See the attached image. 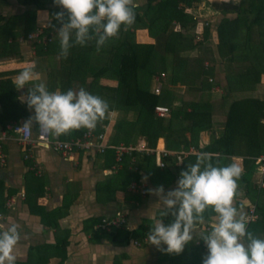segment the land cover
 <instances>
[{
    "label": "crops",
    "instance_id": "1",
    "mask_svg": "<svg viewBox=\"0 0 264 264\" xmlns=\"http://www.w3.org/2000/svg\"><path fill=\"white\" fill-rule=\"evenodd\" d=\"M42 2L44 7L38 9L34 4H27L25 0H0V78H10L13 82L25 66L35 62V72L39 78L30 82L27 87L31 88L33 83H43L50 92L61 91L58 85L60 79L54 75L61 69L60 64L72 62L76 67L86 68L85 81L90 82L91 74L108 62L111 46L117 44L118 40L121 41V44L118 43L121 45V52L127 50L129 43L157 42L150 32V20L154 14L149 18L145 16L146 0H133L134 4H139L135 9L141 21L136 20L131 26H122L118 37L111 38L112 43L106 42L99 51L96 49L95 40L87 42L85 46L72 47L67 58L61 62L60 38L57 35L61 24L55 19V14L64 11L65 21L68 14L54 0ZM241 2L242 0L193 2L187 11L196 17L197 24L191 26L184 23L182 28V24L175 20L170 24L168 33L180 31L192 36L193 42L200 41L201 45L186 47L172 64L171 61L163 60L162 46L157 53L158 69L149 85L152 92L161 86L160 104L168 106V102L172 101V107L176 109L182 104L203 101L210 105L212 113V128L200 133L198 149L193 146H189L188 150L183 146L170 149L166 147L164 137L158 138V147L161 143V147L171 152H182L180 161L175 156L168 157L165 167L160 168L155 163V156L138 154V158L139 155L153 157L154 163L140 168L137 158L139 171L135 173L128 160L116 172L113 169L115 151H111V148L105 153L77 151L70 156H63L48 146L38 144L33 147L32 156L26 158L27 147L15 136L5 141L7 162L0 166V230L13 223L19 226L21 238L13 249L15 264H197V254L202 258L207 254V246L199 235L205 233L210 224L218 219L211 208L204 213L208 215L205 223L196 227L193 240L179 254L161 251L150 243L148 236L143 240L131 238L125 242L122 238H114L113 234L98 232L96 227L102 218L123 212L127 216L128 224L122 231L137 233L141 226L150 228L153 221L160 218L161 209L159 197L152 190L162 185L166 194L177 187L183 170V155L198 153L199 148L210 143L213 134L218 136L223 132L231 102L247 98L264 99V75L254 89L227 95L226 65L219 62L217 56L218 26L226 19L235 20L240 17ZM261 16L264 17V12ZM250 18H254V15H250ZM242 22V41L239 45L245 40L246 25L244 20ZM205 28H208L209 33L206 37L203 36ZM38 30L49 34L51 42L38 44L28 39L30 34ZM252 34L255 46L260 48L258 44L264 39V24L256 23ZM244 53L246 51L239 50L240 61L245 60L242 56ZM200 60H203V67L207 70L204 79L197 77L200 65L196 61ZM238 64L236 69L241 71L247 62ZM162 74L165 77L157 81ZM81 75L83 73L78 75L77 82H82ZM100 85L116 87L118 81L104 75L97 81L96 86ZM27 87L19 90L20 103L26 102ZM25 107L29 116L19 121H28L35 114L34 109L27 104ZM107 116L109 123L100 126L107 127V141L110 143L115 123L123 118L133 121L136 113L115 109L109 111ZM31 124L34 128L38 126L35 122ZM2 127L0 124V128ZM129 135V140L134 144L143 139L147 140L146 136L138 134L136 125L131 127ZM185 135L188 138L190 136L188 132ZM123 142L124 140L120 141ZM232 161L243 168L241 156L232 157ZM254 175L253 180H257L259 177ZM133 181L145 184L146 197L128 191ZM233 203L245 218L249 205H255L240 183ZM161 219L167 225L174 217L169 214ZM134 241H139L142 245L136 247ZM166 247L161 245V248Z\"/></svg>",
    "mask_w": 264,
    "mask_h": 264
},
{
    "label": "trees",
    "instance_id": "2",
    "mask_svg": "<svg viewBox=\"0 0 264 264\" xmlns=\"http://www.w3.org/2000/svg\"><path fill=\"white\" fill-rule=\"evenodd\" d=\"M25 1L27 4H34L38 9L44 7L42 0ZM198 1L200 0H146L145 16L149 18L154 14L150 20V32L157 39V42L155 44L129 43L127 50L121 52V41L118 40L120 44L111 46L112 52L108 62L91 74L92 80L90 82L85 81L86 68L76 67V64H72V62L60 64L61 69L54 75L60 79L58 85L61 91L83 87L91 94L108 102L109 110L105 118L97 123V129L100 128V124L109 123L110 119L107 114L111 110L119 109L136 113V118L133 121L123 118L115 123L110 136L111 144L118 145L121 140H124L126 144L131 143L132 141L128 138L130 129L136 125L138 134L146 136L150 147L156 145L159 137H164L167 148L179 149L183 146L185 150H188L189 146H193L198 149L200 133L212 128L210 105L203 101L182 104L176 109L172 107V101H169L170 115L168 117L156 116L155 106L162 102V95H156L155 92H152L149 85L152 76L158 69L159 58L157 53L160 46L163 47V60L171 61L172 64L186 47L201 45L200 41L193 42L192 36H187L180 31L168 33L170 24L175 20L182 24V28L184 23H189L191 26L197 24L196 17L188 12L187 8L191 7L193 2ZM180 3H185V5L181 6ZM134 11L136 20L141 21L137 10L134 9ZM263 12L264 0H242L240 17L235 20L226 19L218 26L217 56L219 62L226 65L227 95L252 90L261 82L264 75V39L258 44L260 48L255 46L252 29L256 23L264 24V17L261 16ZM250 15H254V18H250ZM242 20L246 25L245 40L242 45H239L242 41L240 38ZM208 34V28H205L203 36L206 37ZM239 50L246 51V54L242 55L244 61L238 59ZM61 62H64V57H61ZM239 62H247L241 71L236 69ZM196 64L200 65L197 77L204 79L207 70L203 67V60L196 61ZM150 66L153 68L152 73H146L141 79V73L148 72ZM82 73L83 76L81 75V77H84L81 78L82 82H77L78 75ZM104 75L114 76L118 85L116 87L96 86L98 79ZM19 96L20 91L14 86L10 78H0V124L3 127L10 120H20L29 116L25 107L27 103H20ZM263 117L264 99L234 100L229 106L223 132L218 136L213 134L210 143L199 148L198 153L184 154L181 166L183 170H187L188 164L195 163L197 155L201 152L212 154L213 163L218 164V166L231 163L234 156H241L243 172L237 182L245 188L247 196L255 204L257 219L247 223V229L258 237H264V188L260 189L259 178L253 180V177L257 166L256 158L264 154V126L261 124ZM84 129L72 130L68 134L59 135V137L70 139L81 135ZM186 132L190 134L189 138L185 135ZM161 146L160 143L159 147ZM111 151L114 152L112 149ZM138 159L140 168L154 163L153 157L150 156L139 155ZM204 216L207 217L208 215L205 214ZM149 230L150 228L141 226L137 233L118 231L113 236L114 238H122L125 242L131 238L143 240L148 236ZM202 259L197 254V264L198 262L202 264Z\"/></svg>",
    "mask_w": 264,
    "mask_h": 264
},
{
    "label": "clouds",
    "instance_id": "3",
    "mask_svg": "<svg viewBox=\"0 0 264 264\" xmlns=\"http://www.w3.org/2000/svg\"><path fill=\"white\" fill-rule=\"evenodd\" d=\"M67 11L57 12L55 19L61 27L60 56L67 58L69 49L95 40L99 51L111 38L118 37L122 26L135 23L133 0H54ZM35 62L25 66L13 81L20 90L37 80ZM26 103L34 109V116L26 124L35 122L54 136L68 134L81 128L94 129L105 118L109 104L99 96L81 87L78 91H49L43 83L27 87ZM243 169L232 161L224 166L213 163V156L207 152L197 155L187 170H182L177 187L165 194L163 186L152 190L159 197L161 209L159 219L153 221L148 240L152 245L167 253L179 254L184 246L193 240L198 225L205 223L204 213L211 208L218 219L210 224L201 237L207 254L202 264H264V237H258L247 229L244 215L234 206V197ZM174 217L164 224L162 217ZM21 238L19 226L15 223L0 230V264H15L13 249ZM166 248H161V245Z\"/></svg>",
    "mask_w": 264,
    "mask_h": 264
},
{
    "label": "built area",
    "instance_id": "4",
    "mask_svg": "<svg viewBox=\"0 0 264 264\" xmlns=\"http://www.w3.org/2000/svg\"><path fill=\"white\" fill-rule=\"evenodd\" d=\"M207 24V23H205ZM28 39L33 40L36 43L46 44L51 42L49 34H44V31L38 30L28 36ZM165 74L157 78H164ZM211 81V80H210ZM218 91V89H217ZM155 94L160 95L162 92L161 86L155 89ZM155 113L158 117H166L170 113V108L163 104L155 106ZM27 121L10 120L6 125L0 128V166H3L7 162V153L4 148L5 141L15 136L18 141L27 147L26 158L32 156V149L36 145H45L50 147L56 152H59L63 156H70L77 151H93L97 153H105L108 149L115 151V164L113 166L114 171H120L123 168L126 160L130 161V168L133 172H138L139 167L137 165L138 154L153 155L155 156V163L158 167H165V160L168 157L175 156L177 161L182 158V152H171L163 147H150L148 141L143 139L137 143H119L113 145L107 141V127L105 125L100 126L99 129L85 128L81 135L70 138L61 139L58 136H54L50 132L45 131L39 125L34 128L32 124H26ZM261 124L264 126V117L261 120ZM256 169L255 174L259 177V188H264V154H261L256 158ZM40 174V172H39ZM128 191L132 194L140 197H146L147 189L143 182L133 181ZM257 219L255 205H249L247 211V217L245 220L247 223L253 222ZM127 216L123 212L117 213L113 217L102 218L98 223L96 229L98 232L105 234H115L118 231L125 230L127 228ZM133 244L136 247L142 245L139 241H134Z\"/></svg>",
    "mask_w": 264,
    "mask_h": 264
},
{
    "label": "rangeland",
    "instance_id": "5",
    "mask_svg": "<svg viewBox=\"0 0 264 264\" xmlns=\"http://www.w3.org/2000/svg\"><path fill=\"white\" fill-rule=\"evenodd\" d=\"M142 1H143V0H142ZM137 5H139V4H137ZM107 42H108V43H112V40L109 39ZM152 65H153V64H152ZM155 65H156V64H155ZM157 65H158V64H157ZM167 65H168V64H167ZM152 69H153L152 66H150V67L148 68V74H149V73H152ZM146 73H147V72H142V73H141V76H142L141 79H143V76L146 75ZM109 77L112 78V79H114V76H109ZM44 78H45V76H44Z\"/></svg>",
    "mask_w": 264,
    "mask_h": 264
}]
</instances>
